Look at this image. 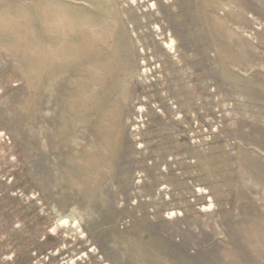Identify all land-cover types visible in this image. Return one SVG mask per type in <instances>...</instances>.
Instances as JSON below:
<instances>
[{
    "label": "rangeland",
    "instance_id": "obj_1",
    "mask_svg": "<svg viewBox=\"0 0 264 264\" xmlns=\"http://www.w3.org/2000/svg\"><path fill=\"white\" fill-rule=\"evenodd\" d=\"M0 264H264V0H0Z\"/></svg>",
    "mask_w": 264,
    "mask_h": 264
}]
</instances>
